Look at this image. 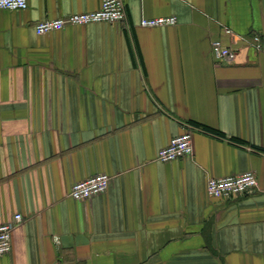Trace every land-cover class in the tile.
<instances>
[{
    "label": "crops",
    "instance_id": "crops-1",
    "mask_svg": "<svg viewBox=\"0 0 264 264\" xmlns=\"http://www.w3.org/2000/svg\"><path fill=\"white\" fill-rule=\"evenodd\" d=\"M102 1L0 8V223L24 218L0 264H264V51L224 33L264 31V0H125L126 21L35 30ZM189 123L193 155L158 160ZM249 170L254 189L208 195ZM103 172L104 193L71 196Z\"/></svg>",
    "mask_w": 264,
    "mask_h": 264
},
{
    "label": "built area",
    "instance_id": "built-area-1",
    "mask_svg": "<svg viewBox=\"0 0 264 264\" xmlns=\"http://www.w3.org/2000/svg\"><path fill=\"white\" fill-rule=\"evenodd\" d=\"M28 0H0V8L9 10L26 9ZM127 9L125 0H103L99 9L72 13L67 16L47 18L35 23L38 34H45L64 29L71 25H82L93 22H118L126 21ZM178 22V17L159 16L144 18V26H164ZM224 33L233 38L232 41L244 42L254 47L257 51H264V31L254 32L250 36L238 34L229 27L224 28ZM213 51L218 60L235 59L237 54L231 43H226L222 38L213 41ZM187 130L173 137L168 145L162 147L158 153V160L170 162L193 155L194 141L193 130L196 125L189 123ZM111 180L108 173H97L82 180L76 181L71 189V196L76 200H83L104 193ZM259 184L256 172L249 170L236 175L225 177H211L207 181V193L215 198H233L254 189ZM20 213L15 214L10 220L0 223V255L10 253L13 249V232L23 222Z\"/></svg>",
    "mask_w": 264,
    "mask_h": 264
},
{
    "label": "trees",
    "instance_id": "trees-1",
    "mask_svg": "<svg viewBox=\"0 0 264 264\" xmlns=\"http://www.w3.org/2000/svg\"><path fill=\"white\" fill-rule=\"evenodd\" d=\"M209 130H211V129H209Z\"/></svg>",
    "mask_w": 264,
    "mask_h": 264
}]
</instances>
